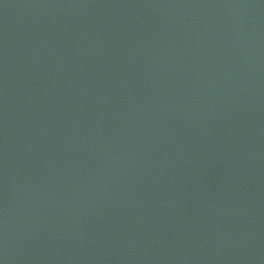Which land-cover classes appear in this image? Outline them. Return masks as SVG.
<instances>
[{
	"label": "water",
	"instance_id": "95a60500",
	"mask_svg": "<svg viewBox=\"0 0 264 264\" xmlns=\"http://www.w3.org/2000/svg\"><path fill=\"white\" fill-rule=\"evenodd\" d=\"M0 264H264V0H0Z\"/></svg>",
	"mask_w": 264,
	"mask_h": 264
}]
</instances>
